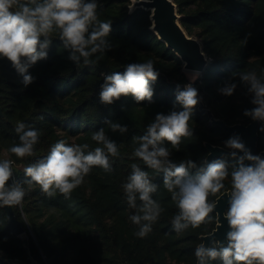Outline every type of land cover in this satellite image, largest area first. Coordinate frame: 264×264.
<instances>
[{"label":"trees","instance_id":"obj_1","mask_svg":"<svg viewBox=\"0 0 264 264\" xmlns=\"http://www.w3.org/2000/svg\"><path fill=\"white\" fill-rule=\"evenodd\" d=\"M97 2L98 18L111 24L108 39L112 49L91 57L95 62L92 65L73 64L55 33L48 58L29 69L35 79L27 87L11 63L0 58V159L15 162L10 184L25 181L24 168L45 157L58 140L87 143L89 150L100 146L91 136L101 127L116 141L120 154L110 158L112 172L95 166L70 199L59 193L50 198L39 185L24 183L22 204L12 206L25 229L23 235L9 224L5 206L0 207V264H198L195 249L202 243L201 236L216 227V213L210 214L211 222L176 233L171 220L178 209L163 187V174L132 156V137L142 135L157 113L167 114L172 109L177 84L182 90L192 83L215 117L228 124L253 121L243 115L254 105L238 78L233 81L238 87L232 96L225 97L218 89L236 70L255 71L264 77V0H175L184 27L201 38L211 59L195 81L183 70L181 58L151 29L149 11L137 8L131 12L132 0ZM149 59L159 72L151 103L137 104L131 97H122L112 105L100 103L105 74L123 72L127 64ZM106 119L127 125L128 131L112 132L104 123ZM20 122L40 133L34 156L23 159L8 151L19 142L15 128ZM190 127L193 135L182 138L179 151L165 142L172 160L191 159L199 165L209 155L206 142L224 147V142L233 137L198 105ZM262 149L264 133L259 131L258 150ZM134 163L158 185L153 198L165 209L144 238L134 235L138 229L129 217L135 210L128 207L121 187ZM190 171L194 173L195 169ZM225 185L230 188V178Z\"/></svg>","mask_w":264,"mask_h":264},{"label":"clouds","instance_id":"obj_2","mask_svg":"<svg viewBox=\"0 0 264 264\" xmlns=\"http://www.w3.org/2000/svg\"><path fill=\"white\" fill-rule=\"evenodd\" d=\"M98 7L97 0H0V58L11 63L22 76L21 83L27 87L35 79L29 74V69L48 58L55 33L73 64L92 65L95 62L91 57L112 49L108 39L111 24L98 18ZM158 76L151 59L129 63L123 72L104 75L99 101L112 105L122 97H131L137 104L143 101L151 103L153 83ZM237 78L254 105L245 109L243 115L253 121L264 122V77L255 71H233L218 89L219 93L225 97L232 96L238 87L233 82ZM176 87L172 109L167 114L157 113L142 135L132 137V156L148 169L163 174V187L178 209L171 220L176 233L211 222L213 217L210 214L217 208V201L209 198L227 195L228 207L223 218L229 230L225 241L210 239L208 245L200 243L195 249L198 264L214 261L221 264H264V158L253 155L239 136H233L224 142V147L229 149L226 156L210 162L202 159L199 165L191 159L172 160V152L165 142L179 151L182 138L193 135L190 121L201 100L192 83L184 85L182 90L179 84ZM104 123L114 133L128 131L127 125L109 119ZM15 131L19 142L8 151L18 159L34 156L39 131L23 122L18 123ZM259 131L264 133V123ZM91 139L100 146L89 150L87 143L69 144L64 139L58 140L51 145L45 157L24 168L25 181L10 184L15 162L0 159V207L21 205L26 195L24 183L39 185L50 198L59 193L70 199L72 192L84 183L95 166L112 172L110 158L120 154L116 141L106 134L103 127L93 132ZM131 168L121 187L128 207L135 210V214L129 217L138 229L134 235L144 238L165 209L153 198L158 185L153 183L149 173L135 163ZM229 178L230 188H226L225 180Z\"/></svg>","mask_w":264,"mask_h":264},{"label":"water","instance_id":"obj_3","mask_svg":"<svg viewBox=\"0 0 264 264\" xmlns=\"http://www.w3.org/2000/svg\"><path fill=\"white\" fill-rule=\"evenodd\" d=\"M137 8H144L150 12L152 21L151 29L156 33L160 40L166 43L167 47L172 49L182 60L185 72L202 74L209 66L211 59L204 50V45L199 36L191 35L182 23L183 15L179 12L178 4L175 0H132L130 6L131 12ZM201 97V96H200ZM200 110L209 114L212 122L222 126V128L233 136H239L246 148L253 155H260L264 158V149L258 150L259 144V127L261 121H252L248 124L235 123L228 124L223 119L215 117L213 111L206 106L201 98L198 104ZM0 113L2 108L0 107ZM209 150L207 160L210 162L217 157L226 156L229 149L206 142ZM242 155V153H241ZM246 163H248L246 161ZM227 195L219 196L217 208L213 213L217 215L216 227L211 233L202 235V242L208 245L210 239L225 241L226 232L229 230L226 220L223 218V212L227 209ZM8 214L9 224L13 227L18 235H23L25 229L18 221L12 206H5ZM219 214V215H218Z\"/></svg>","mask_w":264,"mask_h":264},{"label":"rangeland","instance_id":"obj_4","mask_svg":"<svg viewBox=\"0 0 264 264\" xmlns=\"http://www.w3.org/2000/svg\"><path fill=\"white\" fill-rule=\"evenodd\" d=\"M189 74V78L192 80V81H195L197 80L201 75L199 73H190L188 72ZM198 74V75H197Z\"/></svg>","mask_w":264,"mask_h":264},{"label":"built area","instance_id":"obj_5","mask_svg":"<svg viewBox=\"0 0 264 264\" xmlns=\"http://www.w3.org/2000/svg\"><path fill=\"white\" fill-rule=\"evenodd\" d=\"M37 264V263H36Z\"/></svg>","mask_w":264,"mask_h":264}]
</instances>
